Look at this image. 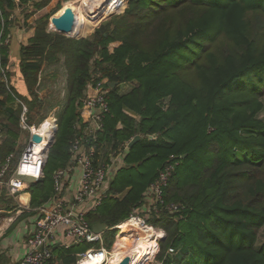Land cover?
<instances>
[{"label":"trees","instance_id":"1","mask_svg":"<svg viewBox=\"0 0 264 264\" xmlns=\"http://www.w3.org/2000/svg\"><path fill=\"white\" fill-rule=\"evenodd\" d=\"M49 1L0 0V109L13 97L40 101L33 90L42 57L63 53L69 70L67 104L43 177L30 184L31 206L49 199L51 171L69 161L71 143L81 134L73 127L81 121L87 84L106 79V86L116 84L107 94L96 157L109 160L110 150L116 154L136 135L140 139L126 148L124 166L107 187L108 203L89 213L90 223L124 222L163 166L172 163L163 197L178 209L161 207L147 218L165 234L158 242L159 264H264V45L251 38L246 20L247 13L264 16V0H125L127 8L112 16L107 30H95L92 50L85 40L52 34L42 25L20 48L25 97L3 80V74L9 79L5 41L17 8L37 10ZM184 9L194 15L170 34L168 19ZM221 35L239 50L219 56L212 46ZM112 43L117 45L110 50ZM121 83L132 87L119 93ZM21 110L20 103L9 110V123L2 125L8 137L0 145L1 163L15 151ZM59 257V264L76 261L71 251Z\"/></svg>","mask_w":264,"mask_h":264},{"label":"built area","instance_id":"2","mask_svg":"<svg viewBox=\"0 0 264 264\" xmlns=\"http://www.w3.org/2000/svg\"><path fill=\"white\" fill-rule=\"evenodd\" d=\"M3 80L7 89L10 90L5 74H3ZM91 81L87 84L85 95L82 98L79 110L81 121L75 123L73 127L76 132L80 131L81 134L75 137L71 143L69 161L64 167L57 168L52 173V196L46 203L33 209L37 217L34 221V229L27 238V250L13 264H59L61 260L54 255V246L57 243L59 232L63 234L64 247L66 248L82 244L88 246L75 254L76 261L73 264H79L85 260L91 261L93 264H108L112 261L118 264L124 257H129L130 262L132 259L130 251L117 249L116 241L119 238H130L132 242L139 241L141 240L140 228L151 227L155 231L161 232L162 236L147 237V240L154 242L150 258H145V262L142 263L147 264L158 250V242L164 236L162 230L154 228L147 222L148 216L159 213L161 207L170 213L178 209L177 204L164 201V188L174 169L172 163H166L146 189L140 206L134 208L125 220L132 223L129 227L133 229L127 233H121L123 230L121 224L108 227L107 231H116L114 241L109 249L105 246L106 231L99 233L93 231L88 215L96 213L102 205L107 195L110 178L115 175L119 166L124 165L123 156L129 143L122 145L116 154L110 150L109 160L102 161L96 157L94 143L98 131L102 129L103 117L109 111L107 94L110 86H106V79L98 81L92 79ZM15 99L22 105L20 126L28 132V135L16 165L10 168L11 160L14 157L12 154L7 156L1 165L0 190L4 191L7 197L18 202L19 194L25 189L24 179L29 178L37 181L43 177L49 143L43 140V136L35 130V126H29L26 123L27 108L18 98L15 97ZM54 128H56L55 122ZM33 134L41 136L42 139L39 143L44 142L39 149L36 146L37 143L31 139ZM3 139L4 130L0 127V142ZM76 166L81 169L77 191L70 199H66L63 197L64 181ZM168 252L172 253L173 249L169 248Z\"/></svg>","mask_w":264,"mask_h":264},{"label":"rangeland","instance_id":"3","mask_svg":"<svg viewBox=\"0 0 264 264\" xmlns=\"http://www.w3.org/2000/svg\"><path fill=\"white\" fill-rule=\"evenodd\" d=\"M85 1L86 0H50L47 5L43 6L40 9H37L38 10L37 13L34 11L28 12L27 11L28 9H25V8L24 10L22 8H19L18 10H16V14L14 15V18H13V19H16L17 23H15V20H13L14 23L11 24L12 26H11L10 32L11 30L14 29V27L18 28L19 30H24V31H27L28 29L30 30L32 29L35 32V30L38 27L45 25L44 27L46 28V31L52 34H58L61 36L69 37L75 41L79 39L85 40V42L90 45L88 49L92 50L94 49V47H96V43H95L96 38L94 36L95 30L99 31L98 34H101L102 32L106 31L107 25L112 20V16L121 14L123 11H125V9L127 8V5H126V2L124 3L125 0H121L119 2H115L111 4L107 9H105L102 16H99V17L96 16L95 18H93V21L90 24L80 28L79 30L77 29L74 32H72L73 34H75L74 36L65 35V34H62L56 31V29L51 23V18L54 16L57 17V15H60L63 12V10L66 7H68L66 5H69V4H72V6L77 10V14L79 17L80 16L86 17V14L88 12L84 10ZM28 14L34 15L33 16L34 19L30 23L24 20V17ZM193 15H194V12L192 9H188V10L184 9L181 11H177L175 14L172 13L171 17L168 19V22L166 23V30L168 29L170 34L176 33L179 29L184 27L186 20L190 16H193ZM246 20L248 21L250 25L251 38L257 39L258 44L264 45V16H261L260 14H257V13H247ZM84 32L85 34L82 35ZM8 42H9V38L5 41V43H8ZM116 45L117 43L110 44L109 49L111 50ZM213 49L215 50V52H217L219 56H224L227 53H233L239 50L238 47L230 44L225 39L224 35H221L217 38V41L212 46V50ZM96 55H97L96 52H94L93 57H91V60H89L88 62L89 63L88 65L91 66V63L93 59L96 58ZM39 62H40V69L38 71V81H37L36 86L34 87L33 92L36 97L40 98V101H38V103L35 101L33 102V104L30 103L31 106H33V109L31 110L32 113L30 115L28 114L29 117L27 115L26 123L30 126H35V128H37L41 124L47 125V121L44 123L43 122L44 120L53 118V121L55 122L56 127H57L58 119L63 113V110L67 104V98H68L69 70H68L67 59H66L65 54L57 53L55 54V56L42 57ZM124 91L126 90L124 89L119 90V92L121 93ZM23 103L28 110V108H30V104L25 103V101H23ZM261 115L264 116V108L261 112ZM53 121L49 122L52 129L54 125ZM19 131L20 133L23 132L22 134L25 135L26 137L27 131L25 129L22 130V128L19 126ZM55 135H56V132L54 134L53 142L55 140ZM22 143H23V140H22ZM99 157L100 159H102L101 156ZM12 166L13 165H11V167ZM123 166H119L118 171L121 170ZM51 170H49V172ZM53 172L54 170L51 171V176ZM28 183L29 182H27V184ZM145 191L143 192V194L145 193ZM107 203L108 201H104L103 205L98 208V211H101ZM11 216L12 214L1 213L0 222L5 221L7 218ZM115 232L116 231H106L104 235L105 246L108 249L112 246V245L111 246L109 245L113 241ZM156 232L159 233V235H162L161 232L159 231H156ZM147 235H152V234L150 232ZM163 237H165V234ZM131 242L132 240L130 238H127L125 240V247L127 245L130 246ZM87 247H88L87 245L82 244V245L77 246L76 248H73L72 251L69 250L68 252L71 251L72 253L74 250L78 252L83 251ZM135 250H138V249L136 248ZM135 250L132 249V251H135ZM159 250L160 249L158 247V250L155 252L153 257H151L150 259L151 261L148 262L147 264H159L158 259H157V254L159 253ZM130 254L132 256V253ZM137 264H138V258H137Z\"/></svg>","mask_w":264,"mask_h":264},{"label":"crops","instance_id":"4","mask_svg":"<svg viewBox=\"0 0 264 264\" xmlns=\"http://www.w3.org/2000/svg\"><path fill=\"white\" fill-rule=\"evenodd\" d=\"M25 7H27V6H25ZM18 9L19 8H17V10ZM25 9H28L27 10L28 12H33V11L36 13L38 12V10H36L33 7H27ZM33 16L34 15H29L26 18H24V20L28 21L30 23L34 19ZM15 22H16V20H15ZM28 30L27 31L19 30L18 28L14 27V29L11 30V32L9 34V42L7 43L8 44L7 69L9 71V79H10V80L8 79L9 84L12 88H14V90L18 94L25 96V97H29V91H28L25 79L23 77V74L21 73V70H20V59H21L20 48L22 45L28 44L27 41H29V39L31 37H33V35L35 33L32 29L31 30L28 29ZM73 35H75V34H73ZM128 84L127 83L119 84L118 85V91L120 89L126 90L124 92L129 91L132 86H131V84H129V86H130L129 87ZM124 92H122V93H124ZM119 93H121V92H119ZM3 98H4V95L3 96L0 95V99H3ZM18 105H19V103L13 97L12 101L7 102L6 105L4 106V108L0 109V127L3 130H4V128L2 125L6 126V124L9 123V113H8L9 110L15 109L16 107H18ZM6 107H8L7 109H9V110H7V112L5 111ZM19 126H20V119H19L18 127ZM22 133H20L18 138H17L15 151H13L7 155V156H9L10 154H12L14 156L11 160L10 168H11V165H13L15 161H18L19 156H20V152H21L24 144L26 143L28 132H27L26 137ZM7 137H8V132H5V130H4L3 141ZM24 137H25V139H24ZM22 140H23V143H22ZM3 141L0 142V145L3 143ZM7 156H6V158H7ZM6 158H5V160H6ZM5 160L2 163L0 162V167L5 162ZM14 166H15V164H14ZM80 172H81V169L78 166H76L68 174V177H67V179H65L64 185H63L64 186V190H63V197L64 198L70 199L75 194V192L77 191L79 178H80ZM24 180L26 182L25 183V189L19 194L18 202L13 201L11 198H9L5 195L4 191L0 190V214L1 213L12 214L11 217L7 218L3 222H0V264H13L23 256V254L27 250V244H26L27 238L31 235V233L34 229V221L37 217V214L33 210L36 207H32L30 204L31 194L29 192V188H30V184L34 183L36 181L31 180L29 178H25ZM27 182H29V183L27 184ZM44 203H46V202H44ZM39 206H41V205H39ZM39 206H37V207H39ZM26 207L27 208L29 207V209H26ZM93 224H94V222L92 223V225ZM76 247L77 246H72L70 248L64 247V237H63V234L59 232L57 243L54 246V255H55V257L60 259V257H59L60 255L66 254V253H68L69 250L72 251L73 248H76ZM77 252L78 251L74 250L73 254H76Z\"/></svg>","mask_w":264,"mask_h":264},{"label":"bare ground","instance_id":"5","mask_svg":"<svg viewBox=\"0 0 264 264\" xmlns=\"http://www.w3.org/2000/svg\"><path fill=\"white\" fill-rule=\"evenodd\" d=\"M107 0H86L84 3V10L92 13L95 12L97 9H99L100 7H102V4L104 2H106ZM110 1V0H109ZM120 0H111V3H115V2H119ZM110 3V4H111ZM68 7H70L72 9L73 14L75 15V19H76V26H75V30H79L80 28L87 26L88 24H90L93 21V16H90L91 18L89 19L88 17H83V16H78L77 14V10L72 6V4L66 5ZM88 14V13H87ZM47 121V125L46 124H41L39 127L35 128V130L41 135L43 136V140L47 141V143H49L52 140V132L54 129H52V127L50 126L49 122L53 121V118L51 119H46L44 121V123ZM44 142L42 143H37L36 146L39 149L40 147H42ZM129 225H132V223H128L127 221L122 222L121 223V229L122 232L121 233H127L128 231H130L131 229H133L132 227H129ZM134 225V224H133ZM129 229V230H128ZM141 229V240L139 241H134L131 242L130 246H126L125 247V240L126 238H119L116 241V248L119 249H126L127 251H130V253H132L131 256V261L129 262V264H137V258H138V264H142L143 262H145V258L149 259L151 252H152V246L154 244V242H151L149 240H147V237L149 236H157L160 237L162 235H159V233H157L154 229H152L151 227H142ZM152 235H147L150 232ZM129 236V234H126ZM137 242V243H135ZM138 250H135V249ZM132 249H134L135 251H132ZM132 251V252H131ZM147 256V257H146ZM79 264H93L91 261H82ZM108 264H116L114 261L109 262Z\"/></svg>","mask_w":264,"mask_h":264},{"label":"water","instance_id":"6","mask_svg":"<svg viewBox=\"0 0 264 264\" xmlns=\"http://www.w3.org/2000/svg\"><path fill=\"white\" fill-rule=\"evenodd\" d=\"M121 1V0H120ZM111 0H107L106 2H104L102 4V7H100L99 9H97L95 12L89 13L86 15V17L91 18L90 16H102L105 9H107L111 4ZM125 3V1H124ZM51 23L54 26V28L56 29V31L65 34V35H70V36H74L72 32H74L75 26H76V19H75V15L72 12V9L70 7H66L63 12L58 15L57 17H52L51 18ZM116 84V82H111L109 83L110 87L113 88L114 85ZM57 130V127L54 128L53 130V135H52V140L49 142L48 147L51 146L53 138H54V134ZM32 141L38 143L41 142V136L38 134H33L32 135ZM140 139L139 135H136L133 139L130 140L129 144H128V148H131L138 140ZM114 176H112L109 180V186H111L112 181H113ZM92 229L94 232L99 233V232H105L108 230V226L103 223V222H97L94 223L92 225ZM118 264H129V257H124L122 259V261Z\"/></svg>","mask_w":264,"mask_h":264}]
</instances>
